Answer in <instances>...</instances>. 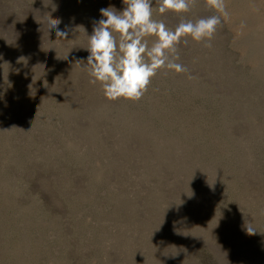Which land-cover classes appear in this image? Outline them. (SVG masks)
<instances>
[{"label":"rangeland","instance_id":"obj_1","mask_svg":"<svg viewBox=\"0 0 264 264\" xmlns=\"http://www.w3.org/2000/svg\"><path fill=\"white\" fill-rule=\"evenodd\" d=\"M225 2L133 102L75 64L122 0H0V264H264V0Z\"/></svg>","mask_w":264,"mask_h":264},{"label":"clouds","instance_id":"obj_2","mask_svg":"<svg viewBox=\"0 0 264 264\" xmlns=\"http://www.w3.org/2000/svg\"><path fill=\"white\" fill-rule=\"evenodd\" d=\"M123 10L114 6L102 8L100 19L88 37L86 62L76 60L89 76V84L99 83L109 101L138 102L147 92L153 78L161 69L187 73L180 61L179 45L187 38L212 47V39L222 18H228L225 0H206L205 7L214 10L209 16L195 20L187 18L197 0H122ZM174 13L180 17L174 28L164 19L154 16ZM50 30H55L56 41L69 42V32L58 28L60 21L48 15ZM243 27V24L241 25ZM249 235L255 230L246 226Z\"/></svg>","mask_w":264,"mask_h":264}]
</instances>
